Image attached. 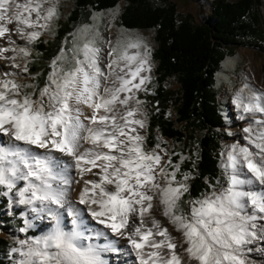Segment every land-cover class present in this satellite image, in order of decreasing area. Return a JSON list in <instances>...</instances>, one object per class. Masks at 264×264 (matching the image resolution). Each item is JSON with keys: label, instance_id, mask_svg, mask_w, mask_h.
<instances>
[{"label": "snow or ice", "instance_id": "1", "mask_svg": "<svg viewBox=\"0 0 264 264\" xmlns=\"http://www.w3.org/2000/svg\"><path fill=\"white\" fill-rule=\"evenodd\" d=\"M57 14L53 0H0V59L21 68L17 57L31 56L28 45L40 37L41 29L50 27ZM16 38L25 44H18ZM100 51L86 40L69 61L61 48L50 61L43 87L0 79V134L73 157L83 182L79 204L88 206L91 217L112 233L127 235L138 264H246L243 246L264 240V224L256 223L264 221V192L240 186L254 182L264 186V120H255V132L252 127L244 129L249 133L248 145L234 146L228 153L227 187L190 201V212L185 213L180 201L188 191V174L178 181L179 165L165 159L167 152L159 143L146 150L140 133L147 120L137 93L147 91L150 80L145 75L151 71L148 45L140 38L117 39L110 44L103 67ZM21 70L27 73V65ZM22 88L33 91L22 92ZM238 106L248 113L264 114V92H252L247 103L240 101ZM8 155L18 157L27 171L20 172L13 161L5 167ZM29 159L23 150L0 148V186L7 189L3 195H9L17 180L28 181L16 193L17 202L31 206L32 211H47L56 223L42 236L16 238L9 250L14 264H105L93 246L79 242L82 233L75 228L63 230L56 211L35 207L36 201L62 207L66 189L49 183V178L56 177L47 160L33 158V166ZM237 165L250 176L242 179ZM86 174L96 178L85 179ZM60 179L64 185L71 183ZM248 205L251 214L246 211ZM157 211L181 234L183 243L154 215ZM28 227L25 220L19 230L27 232Z\"/></svg>", "mask_w": 264, "mask_h": 264}, {"label": "trees", "instance_id": "2", "mask_svg": "<svg viewBox=\"0 0 264 264\" xmlns=\"http://www.w3.org/2000/svg\"><path fill=\"white\" fill-rule=\"evenodd\" d=\"M118 0H75L72 10L60 20L55 36L50 40L38 38L36 54L28 63L33 83L43 87L50 61L63 47V40L77 26L88 22L92 11L112 8ZM261 0H212L210 14L196 23L190 14H179L172 0H124L119 24L129 29H154L156 61L151 93L138 94L149 109L145 148L158 143L157 134L167 137L182 149L173 151L172 163L186 151L188 157L179 163L177 177L189 173L188 191L180 201L187 209L189 199L198 200L224 177L218 166L223 116L219 112L214 89L215 73L220 63L238 46L263 47L264 22L259 6ZM173 79L178 87L165 86ZM173 110L175 118L168 116ZM177 124H180L177 126ZM196 146V147H195ZM197 148V156L193 149ZM0 198V213L6 206ZM9 223V216H2ZM20 222V220H19ZM10 242L0 236V264H11Z\"/></svg>", "mask_w": 264, "mask_h": 264}, {"label": "rangeland", "instance_id": "3", "mask_svg": "<svg viewBox=\"0 0 264 264\" xmlns=\"http://www.w3.org/2000/svg\"><path fill=\"white\" fill-rule=\"evenodd\" d=\"M176 4V10L179 14H190L193 20L196 23L204 22L210 14V4L212 0H172ZM227 1H235V0H227ZM57 7V16L50 22V27L47 30L41 29V35L39 38L44 40L52 39L58 27V23L60 20H64L69 12L72 10L75 0H53ZM124 4V0H118L117 4L108 9L100 10V11H92L88 22L77 26L73 31H71L69 35V39H64L63 41V49L67 56L69 57V61L74 55V49L77 46L82 45L86 40L93 41L94 46L100 48V64L103 67L107 64L108 52L110 51V44H115L117 39L121 40H136L137 38L142 39L150 50V61L152 65L151 72L149 73L150 80L146 84L147 91H140L137 95L151 93L153 89L152 79L154 77V68L156 65V61L152 57V52L156 47V42L154 39L155 30L154 29H129L121 26L119 24V15ZM259 13L261 16V20L264 22V0H261L259 6ZM109 31L111 32L114 39H110L108 36ZM36 42V41H35ZM34 43L28 45L31 56L27 59L18 56L16 59V63L21 65V68L13 67V71L9 73H2L0 71V79H12L20 83L21 85L26 84H34L33 83V75L29 72H22L23 66L26 64L28 66L31 58L36 54ZM17 43L20 45H24L25 42L17 39ZM263 47L257 48L250 45L238 46L233 49V54L228 55L221 61L220 67L218 71L215 73V82L214 89L217 93V104L218 109L221 115L223 116V125L219 128L221 132H223L224 136L221 138L220 142V160L218 163L219 168L223 174L224 180L219 181L216 180V185H211L210 190L203 195L201 199L205 196L209 195L214 190L219 192L222 188L227 187L228 177L231 174V169L227 168V155L230 151H232L233 147L237 148L241 146L248 145L249 133L244 131L245 128L252 127L253 131L257 130V126L255 124V120L261 119L264 120V114L261 113H248L245 112L243 107L238 106V102L243 101L247 103L248 97L252 92L261 93L264 92V40ZM130 53L136 51V49H129ZM142 51V49H141ZM59 53V52H58ZM83 59L82 56L79 57ZM70 66V65H69ZM165 86L176 89L178 84L173 79H168L165 82ZM22 92L33 91V89H21ZM38 95V92H37ZM35 98V97H34ZM141 99V98H140ZM142 100V99H141ZM143 111L146 114V120L148 121L149 109L145 102L143 101ZM168 116L171 119L175 118V113L173 110L168 111ZM180 124H177L179 126ZM147 127V126H146ZM146 127L144 129H140V133L145 137L146 136ZM158 143L160 144L162 149H165L167 152L166 160L171 159L173 151L181 150L182 148L173 143V141L167 137L161 136L157 134ZM157 143V144H158ZM145 147V141H144ZM155 146L150 149L145 148L146 150H152ZM196 147V146H195ZM0 148H4L8 152L16 151L17 149L23 150L27 156L30 158L29 162L35 166V160L33 158H39L41 160H47L49 166L51 167L52 174L55 176V179L49 178V183L55 187H62L66 189V199L64 201L63 206L58 205H41L39 201L35 202L36 208L41 207H51L54 211L58 212V210L62 212L70 213L73 211L75 205L79 203V197L76 194L78 186L80 185L81 178L77 171H75V162L73 157L68 156L66 163L62 164L63 167L68 168V174L65 176L59 175L58 167L55 164V156L58 151L51 148H40L36 145H29L24 143L23 141H16L14 138L9 136L0 134ZM193 155L197 156V148L193 149ZM188 157V154L185 150L179 154V158L174 165H179L183 159ZM8 161L15 162L20 172H26L27 169L24 167L22 163H20L18 157L8 155L4 164L5 167L8 166ZM72 167V168H71ZM240 173H248L246 169L243 168L242 165H237V174ZM188 177H190L189 173ZM176 176V179L179 181L184 176ZM74 175V176H73ZM61 177L69 179L71 183L69 185H64L61 183ZM33 183H39L35 177L29 178ZM28 181L25 180H17L16 187L9 193L8 196L3 195L7 189L4 186H0V198H5L7 201L6 206L2 209L0 213V236L5 237L10 242V248L15 246V239L20 238L24 239L26 237H38L48 232L52 231L50 229L49 220H53L47 213V211H32L31 206L19 204L17 201L19 197L16 193L20 188L26 186ZM185 183L189 187V178ZM75 196V197H74ZM198 199V200H201ZM189 199L187 201L188 208L184 209L185 213L190 212L191 204ZM155 204H159L158 201H154ZM246 211L251 214V206H248ZM66 215V214H65ZM259 215V214H257ZM2 216H9L11 219L9 223L5 222L1 219ZM85 228H89L90 214H83ZM88 218V219H86ZM20 220V222H19ZM25 220L28 221L30 227H28L27 232H20V228L25 227ZM138 222V221H137ZM163 223V221H162ZM257 225L263 224L264 221L257 220ZM170 227L168 225H164ZM82 227V228H84ZM83 230V229H82ZM67 231H71V228L67 229ZM84 231V230H83ZM178 233V232H177ZM179 243H183V238L179 240L178 234H174ZM91 237L88 235L87 231H84L82 240L80 243L83 246L90 245ZM250 243L245 244L243 246L242 252L246 251L247 247ZM91 246H93L91 244ZM98 252L101 259L107 263V252L106 250H102L97 246H93ZM9 248V250H10ZM9 259L11 264H14L13 258L9 255Z\"/></svg>", "mask_w": 264, "mask_h": 264}, {"label": "bare ground", "instance_id": "4", "mask_svg": "<svg viewBox=\"0 0 264 264\" xmlns=\"http://www.w3.org/2000/svg\"><path fill=\"white\" fill-rule=\"evenodd\" d=\"M108 36L110 39H114V37L112 36L110 31L108 33ZM16 39H18V38H16ZM109 49H110V47H109ZM7 55H12V54L9 53ZM12 63L13 62L11 60L0 59V71L3 74L13 71L14 69H13ZM149 63L151 65L150 57H149ZM151 69H152V65H151ZM105 71H107V69H105ZM150 72H146L145 75L149 76ZM81 108L83 109V111L86 115H90L89 109H87L84 106H81ZM85 123H87V122L85 121ZM87 146L88 145H85V147H87ZM67 158H68V155L65 153H61V152H57V154L55 156L54 161H55L56 166L58 167L60 176L66 177V175L68 174V168L63 167V165H62V164L66 163ZM75 171H77V170L75 169ZM239 176L243 179V178L249 177L250 174L249 173H240ZM84 178L85 179H95L96 177L91 176L90 174H86ZM82 187H83V182L80 181V185L78 186V189L76 191V194L78 195V197H79V190ZM240 187H242L244 190H254L258 193L264 192V186H261L255 182L251 185H242ZM158 203H159V201H158ZM248 206H250V205H248ZM73 212L76 214L75 217L73 215H69V213H67V212H62L60 210H58V212H57L59 215L60 221H61V227L63 228L64 231H67L68 228L69 229L71 228V230H73L75 228L78 232L82 233V235L80 237V241L82 240L84 231H87L88 235L92 239L90 243L93 246H97L102 250H106V252H107V263L106 264H138V261L136 260V257H135V253L132 251L131 245L128 243L127 235L121 236V235H117V234L112 233L108 228H106L104 225L98 223L97 220H94L90 216L88 217L89 221H90L89 228H85L84 227L85 224L83 221L84 220L83 214H87V213L89 214L88 206H86V205H81L78 203L77 205H75V207L71 213H73ZM154 215H156V217L158 219L163 221L164 225H168L170 227V231L172 232L173 235L178 234L179 240L182 239L181 234L177 233L175 231V229L173 228V226L171 224L167 223L165 218L162 215H160L159 211L154 212ZM74 218L77 221L76 224H73ZM88 218H86V219H88ZM49 223H50V229L53 230L56 221L54 219L49 220ZM149 224H150V220H149ZM259 225H261V224H259ZM82 227H84V228H82ZM242 255L246 259V264H264V240H262V239L252 240L250 245L247 247L246 251L242 252Z\"/></svg>", "mask_w": 264, "mask_h": 264}]
</instances>
